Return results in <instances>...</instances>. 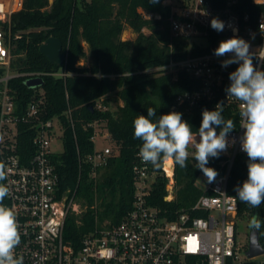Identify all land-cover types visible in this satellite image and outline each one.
Segmentation results:
<instances>
[{"label": "built area", "instance_id": "built-area-1", "mask_svg": "<svg viewBox=\"0 0 264 264\" xmlns=\"http://www.w3.org/2000/svg\"><path fill=\"white\" fill-rule=\"evenodd\" d=\"M183 1V0H182ZM264 4V0H254ZM239 0H227L224 7H215L210 0H184L175 4L169 2L170 42L173 52L178 41L188 43V54L183 58L171 56L164 68L169 71L173 81L184 72L199 84L194 90L180 93L172 105V111L191 112L209 107L215 110L218 103L234 106L240 115V102L228 97L225 89L230 85L229 74L238 64L221 67V62L230 55L217 57L214 51L192 54L194 44L206 48L232 38H243L250 44L253 64L264 70V10L252 16L249 12L240 13ZM24 0H0V66L5 73L0 77V170L5 174L10 195L3 204L13 209L17 216L21 241L15 250L23 264H264V253L250 257L247 248L237 241V219L239 217V199L228 191L231 167L241 150V138L244 129L241 117L234 130L228 134V155L224 162L225 172L217 174L209 182L204 175L202 186L204 193L190 210L177 212L169 218L164 210L152 202L154 183L159 175L166 177L168 194L165 200L176 196L175 162L167 166L164 158L161 169L144 162L139 151L132 165L134 199L131 208L121 221L111 224L109 220L99 221L96 216L95 228L82 238L76 247L65 238V222L69 213L80 212L82 206L75 194H60V176L52 156L51 143L56 130L63 137L65 126L60 116L45 117L46 97L43 86L33 87L31 98L22 110L16 99V90L10 79L23 75L28 78L51 74L66 78L72 75L64 67L52 72H15L11 69L13 54L11 51V18L21 10ZM145 16H148L144 12ZM218 18L225 22V29L217 32L211 27V20ZM237 29L236 32L233 29ZM97 76L102 77L99 73ZM99 111L107 110L103 98L95 102ZM73 124L71 109L66 113ZM57 118L59 127L55 123ZM21 124L26 125L34 152L23 160L19 152L22 137ZM92 127V140L98 135L110 138L107 120L100 117L85 123ZM108 130V129H107ZM235 139V143L232 141ZM115 150L106 146H96L92 153L84 157L92 167V176L97 179L99 170L108 165ZM83 158L80 157V161ZM91 208L98 211L96 200ZM202 211L203 215L195 212Z\"/></svg>", "mask_w": 264, "mask_h": 264}, {"label": "trees", "instance_id": "trees-1", "mask_svg": "<svg viewBox=\"0 0 264 264\" xmlns=\"http://www.w3.org/2000/svg\"><path fill=\"white\" fill-rule=\"evenodd\" d=\"M215 7H224L227 0H210ZM254 0H239L240 13L249 12L252 16L264 10V4ZM144 12L148 15L145 16ZM171 7L165 0L151 3L150 0H24L23 8L11 18V69L15 72H52L64 67L53 64L40 52V46L49 37H59L63 51L68 53L66 68L73 72L66 78L51 74L43 75L46 97L45 117L60 116L64 122V150L52 156L60 176V194H75L77 201L86 209L69 213L65 222V238L76 247L82 238L95 228L96 216L99 221L109 220L111 224L121 221L131 208L134 199L132 165L142 146V141L134 138L133 121L138 115H147L148 108L156 109V117L172 112L175 98L199 86L187 73H180L173 81L164 67L171 56L183 58L188 54L186 41H178L171 52L169 48V17ZM135 33V38L123 39L126 27ZM146 29L148 30L146 32ZM213 46L202 48L196 44L191 53L199 54L214 51ZM87 43V48L84 47ZM88 59V64H79ZM5 68L0 66V77ZM103 74L102 77L97 74ZM20 75L10 79V86L16 90L19 109L31 98L34 90ZM103 98L108 107L99 111L95 102ZM112 99L119 100L115 109L110 108ZM225 120L238 124L237 107L223 106ZM71 109L72 122L67 111ZM206 108L182 113L193 132H197L202 121V111ZM107 120L110 139L115 145V153L109 163L95 179L91 164L84 157L92 153L95 143L92 140L94 129L85 123L97 118ZM19 152L23 160H28L35 148L26 125L21 124ZM219 133L220 129H216ZM80 157L83 158L80 161ZM228 157L224 151L219 158H209L206 167L215 169L217 174L225 172L224 162ZM163 159L160 163L161 169ZM248 156L238 154L231 167L228 191L237 196L234 188L242 185L248 177ZM205 175L196 168L194 155H189L187 167L175 163L177 183L176 196L165 200L167 178L159 175L154 183L152 202L162 208L169 218L179 211L190 210L204 193L198 178ZM2 183V181H0ZM98 211L91 208L95 201ZM258 215L259 240L264 247V203L252 208L239 200V216L245 211ZM203 215L202 211L195 212Z\"/></svg>", "mask_w": 264, "mask_h": 264}, {"label": "clouds", "instance_id": "clouds-1", "mask_svg": "<svg viewBox=\"0 0 264 264\" xmlns=\"http://www.w3.org/2000/svg\"><path fill=\"white\" fill-rule=\"evenodd\" d=\"M157 3L158 0H150ZM211 27L217 32L225 29V22L218 18L211 20ZM234 32L237 29H233ZM230 58L221 62V67L238 64L229 74L230 85L225 89L228 97L240 102L241 127L245 130L241 138V150L248 156V177L242 185L234 188L238 199L259 208L264 203V70L253 64V56L248 41L233 36L221 41L214 50V55ZM264 60V57H260ZM223 103H218L215 110L202 111V121L194 134L191 125L182 119V113L172 111L156 117V109L148 108L147 115H138L133 121L134 138L142 141L139 149L140 158L159 168L162 159L172 158L181 168L187 167L189 145H194V159L199 168L208 177L209 182L217 176L215 169L206 167L209 158H219L229 146L228 134L235 128L234 121L225 120L222 113ZM220 131L217 133L216 129ZM197 137L199 138L197 140ZM235 143V139L232 141ZM0 170V181L5 180ZM10 195L8 186L0 183V264H23L15 250L20 244L21 235L16 213L3 204ZM258 215H254L251 224L259 228Z\"/></svg>", "mask_w": 264, "mask_h": 264}, {"label": "rangeland", "instance_id": "rangeland-1", "mask_svg": "<svg viewBox=\"0 0 264 264\" xmlns=\"http://www.w3.org/2000/svg\"><path fill=\"white\" fill-rule=\"evenodd\" d=\"M53 0H50V3H52ZM175 4H179L180 2H183L182 0H172ZM165 3L169 4V0H165ZM148 30L146 29V32ZM135 33L132 31V29L130 27H126V29L124 30L123 34H122V38L123 39H130V38H135ZM84 47L87 48V43L84 42ZM79 64H88V59H84V60H80ZM122 103L119 100H115L112 99L110 102V108L111 109H115L117 107L118 104ZM55 123L56 125L59 127L60 123L58 122L57 118L55 119ZM104 133H107L108 130L104 129L103 131ZM194 134L196 132H193ZM199 138L197 137V140ZM96 146L99 149H103L106 146H109L111 148H115V145L113 144L112 140L105 135H98L96 137L95 140ZM51 149L54 153L56 154H60L63 152L64 150V137L61 133V131L58 129L56 130V136L53 137L52 139V143H51ZM189 155H194L195 153V147L194 145H189ZM205 183L204 180V175H201L198 178V184L200 186H203ZM176 187V191H177ZM253 214L254 211L250 210V211H245L242 215H240L237 219V241L240 245L244 246V248H247L248 244H249V233H250V229H251V221L253 218Z\"/></svg>", "mask_w": 264, "mask_h": 264}, {"label": "water", "instance_id": "water-1", "mask_svg": "<svg viewBox=\"0 0 264 264\" xmlns=\"http://www.w3.org/2000/svg\"><path fill=\"white\" fill-rule=\"evenodd\" d=\"M40 52L46 56L53 64H65L68 53L63 51V42L59 37L51 36L40 46ZM26 84L30 87H39L44 85V78L41 76L28 78ZM247 255L250 257L264 253V247L259 240V229L251 226L249 233V248Z\"/></svg>", "mask_w": 264, "mask_h": 264}, {"label": "bare ground", "instance_id": "bare-ground-1", "mask_svg": "<svg viewBox=\"0 0 264 264\" xmlns=\"http://www.w3.org/2000/svg\"><path fill=\"white\" fill-rule=\"evenodd\" d=\"M171 165H172V159L171 158H168L167 159V166L168 167H171Z\"/></svg>", "mask_w": 264, "mask_h": 264}, {"label": "crops", "instance_id": "crops-1", "mask_svg": "<svg viewBox=\"0 0 264 264\" xmlns=\"http://www.w3.org/2000/svg\"><path fill=\"white\" fill-rule=\"evenodd\" d=\"M171 0H169V2H170ZM133 31V30H132Z\"/></svg>", "mask_w": 264, "mask_h": 264}]
</instances>
